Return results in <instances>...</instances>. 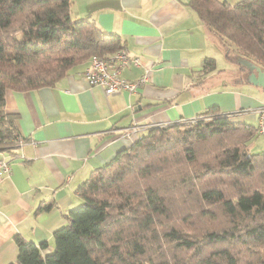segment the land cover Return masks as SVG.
<instances>
[{"label": "trees", "instance_id": "trees-1", "mask_svg": "<svg viewBox=\"0 0 264 264\" xmlns=\"http://www.w3.org/2000/svg\"><path fill=\"white\" fill-rule=\"evenodd\" d=\"M188 3L232 56L264 68V0ZM124 47L120 34L73 17L71 0H0V150L21 137L4 108L8 89L54 86L73 66ZM216 67L204 59V75ZM233 116L213 105L150 126L78 186L82 203L54 231L53 251L17 236L10 264H264V151H250L257 126ZM186 123L195 139L183 147L175 128Z\"/></svg>", "mask_w": 264, "mask_h": 264}, {"label": "crops", "instance_id": "crops-1", "mask_svg": "<svg viewBox=\"0 0 264 264\" xmlns=\"http://www.w3.org/2000/svg\"><path fill=\"white\" fill-rule=\"evenodd\" d=\"M71 1L73 17L120 34L124 49L141 59L140 66H125L122 76L135 81L148 72V79L136 92L108 95L88 83V59L54 86L6 91L4 108L16 115L23 143L0 150V158H11L10 173L0 180V264L17 259V236L48 241L43 253L53 251L54 231L82 203L78 186L150 126L192 119L213 105L257 124L255 108L264 102L249 70L188 0ZM206 57L217 67L204 75ZM132 125L140 127L129 137L125 130ZM41 205L47 207L38 210Z\"/></svg>", "mask_w": 264, "mask_h": 264}, {"label": "built area", "instance_id": "built-area-1", "mask_svg": "<svg viewBox=\"0 0 264 264\" xmlns=\"http://www.w3.org/2000/svg\"><path fill=\"white\" fill-rule=\"evenodd\" d=\"M141 64L139 57L130 55L125 49H120L107 57L93 56L89 60L85 76L91 86L103 87L108 95L122 91L136 92L147 81L148 72H145L138 80L132 81L124 78L121 70L125 66ZM255 112L257 113V131L264 135V102L255 108ZM139 127L132 125L125 130V134L134 137ZM16 140L18 143H23L22 136ZM10 159L0 158V180L10 173Z\"/></svg>", "mask_w": 264, "mask_h": 264}, {"label": "rangeland", "instance_id": "rangeland-1", "mask_svg": "<svg viewBox=\"0 0 264 264\" xmlns=\"http://www.w3.org/2000/svg\"><path fill=\"white\" fill-rule=\"evenodd\" d=\"M257 92L259 95H264L263 89L258 90ZM247 122H249L252 125H256V120H253L252 118L250 120H248ZM193 125H195V123H193L191 125L189 123L176 125L175 130L178 132V134L176 135V138L180 139V142L179 141L178 142H179V144H182L183 147L188 146L190 139H192V141H194V139H195V138H190V139L187 138L188 137L187 134L189 133V129ZM176 141H177V139H176ZM249 146H250V151L252 153H259V152L264 151V135L257 132V134L249 141ZM199 147H200V144L196 147V149L198 150ZM206 147L207 146H205L204 149ZM178 148H179V146L176 148V151L178 150ZM198 225L201 227L202 221H199ZM165 252H167L169 254L172 253V251H170L169 248H165Z\"/></svg>", "mask_w": 264, "mask_h": 264}, {"label": "water", "instance_id": "water-1", "mask_svg": "<svg viewBox=\"0 0 264 264\" xmlns=\"http://www.w3.org/2000/svg\"><path fill=\"white\" fill-rule=\"evenodd\" d=\"M237 61L249 70V81L264 90V68L242 56H238Z\"/></svg>", "mask_w": 264, "mask_h": 264}]
</instances>
